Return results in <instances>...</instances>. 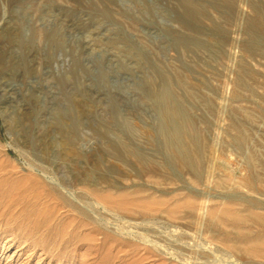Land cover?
<instances>
[{
	"label": "rangeland",
	"instance_id": "374dc122",
	"mask_svg": "<svg viewBox=\"0 0 264 264\" xmlns=\"http://www.w3.org/2000/svg\"><path fill=\"white\" fill-rule=\"evenodd\" d=\"M261 14L0 0V264H264Z\"/></svg>",
	"mask_w": 264,
	"mask_h": 264
},
{
	"label": "bare ground",
	"instance_id": "6f19581e",
	"mask_svg": "<svg viewBox=\"0 0 264 264\" xmlns=\"http://www.w3.org/2000/svg\"><path fill=\"white\" fill-rule=\"evenodd\" d=\"M194 8H195V6H194ZM201 9V8H200ZM199 9V10H200ZM195 11V10H194ZM201 11V10H200ZM260 18H259V20H258V23H260V26H262V27H264V14H261L260 16H259ZM74 103V102H73ZM75 106H76V109H77V111L79 112V114H82V103L81 102H77L76 104H75ZM165 112L168 114V115H171V116H174V115H176V110H174V109H172L171 107H165ZM27 113H29V112H27ZM31 113V112H30ZM25 115V114H24ZM28 115V114H27ZM26 117V116H25ZM63 118H64V116H61V120H63ZM175 122V121H174ZM60 131H61V129H60ZM59 131V132H60ZM62 132H64V131H62ZM61 133V132H60ZM65 141V140H64ZM66 144H68V145H70V146H72V148H71V151L73 152V154L74 155H77V156H79V153H78V150L77 149H75L74 147H73V143L71 142V139L69 138V137H66ZM41 152V151H40ZM71 152V153H72ZM6 153H7V151H6ZM111 197V196H110ZM105 198V200H109V197H104ZM111 199V198H110ZM129 200V199H128ZM155 200H153V202H154ZM161 201V200H160ZM159 201V202H160ZM107 202V201H106ZM111 202V201H110ZM147 202H148V200H147ZM151 201H149V203H150ZM153 202L151 203V204H153ZM116 203L118 204L119 203V205H121L122 203H120V202H117L116 201ZM158 203V202H157ZM129 205L128 206H131V204L130 203H128ZM134 204V203H133ZM159 204V203H158ZM114 206V205H113ZM148 206V205H147ZM157 206H160V205H157ZM115 207V206H114ZM134 207V206H133ZM117 208V207H116ZM135 208L136 207H134V209L133 210H135ZM140 208V207H139ZM153 208H154V206H153ZM136 209H138V208H136ZM139 210V209H138ZM142 211H144V210H142ZM231 211V210H230ZM230 211H228V212H230ZM145 212V211H144ZM174 212V211H173ZM233 212V211H232ZM214 213V212H213ZM235 213V212H234ZM225 214L226 213H224V216H225ZM215 214H213L212 216H214ZM222 215V214H221ZM219 217L218 216V218H220V219H223L224 221H225V219H227V218H225V217ZM217 217V216H216ZM228 217V216H227ZM235 217V216H234ZM217 218V219H218ZM225 218V219H224ZM231 218V217H230ZM234 219H236V217L234 218ZM233 219V220H234ZM238 219H240V218H238ZM229 220H232V218L231 219H229ZM233 220H232V222H233ZM242 220V219H241ZM222 221V220H221ZM262 221V220H261ZM220 222V221H219ZM233 226V225H232ZM262 236H258L259 238H261V239H264V238H262V237H264V234H261ZM257 237V238H258ZM245 238V237H244ZM259 238H258V240L256 241V240H250V242L247 240V238H245L246 239V242H244V243H246V245L247 246H243V248H244V250L245 251H247L248 253H249V255H250V257L252 256V257H256L257 258V256H264V242H259ZM250 239V238H249ZM260 239V240H261ZM245 241V240H244ZM247 242H249V243H251V244H247ZM233 245V244H232ZM234 247V246H233ZM236 247V246H235ZM234 247V248H235ZM242 248V247H241ZM237 249H240L239 248V246L237 247ZM249 257V258H250ZM251 257V258H252ZM250 258V259H251ZM260 258H262V257H260ZM262 259H264V258H262Z\"/></svg>",
	"mask_w": 264,
	"mask_h": 264
}]
</instances>
